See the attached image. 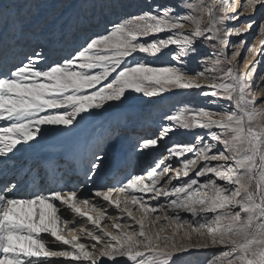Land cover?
Wrapping results in <instances>:
<instances>
[{
	"label": "snow or ice",
	"instance_id": "obj_1",
	"mask_svg": "<svg viewBox=\"0 0 264 264\" xmlns=\"http://www.w3.org/2000/svg\"><path fill=\"white\" fill-rule=\"evenodd\" d=\"M258 6L264 7V0L243 3L230 0L217 14L214 5L200 0L198 4H187L194 15H181L177 6L156 5L154 9L113 23L102 34L89 37L63 60L47 63L42 53L34 51L26 57V62L0 75V120L7 122L0 127V157H7L22 143L34 141L41 126H71L82 113L102 108L109 101H119L129 90L152 97L172 90L197 89L215 100L228 101L231 106L222 110L219 119H213V114L202 107L184 105L164 117L168 123L162 126L158 136L141 141V149H149L177 129L205 130L207 139L197 136L196 145L174 144L167 149L182 165V169L175 172L176 179L181 174L189 177L191 166L200 158L203 167L195 177L170 188L159 187L161 178L170 168V165L164 166L161 159L146 175L130 176L119 189L95 191L96 197L111 201L117 209L120 200L112 199L116 191L127 196L126 203L144 210V215L135 220L138 232L117 235L107 232L103 238L89 233L93 241L103 244L98 255L94 256L83 243H73L78 240L76 236L69 240L60 235L61 224L66 227L68 222L62 218L59 206H66V210L76 216H86L93 224H99V220L82 210L89 201L79 200L75 189L65 192L54 188L21 196L16 183L9 181L0 186V264H54L57 257L70 258L69 264L73 261L119 264L117 256L126 258L130 264H171L175 254L207 247V244H193L183 249L175 244L162 246L159 241L168 237L144 228L149 213L157 211L144 201L149 193L151 200L159 197L168 200L166 207L174 214L173 219H180L181 212L196 218L192 221L193 229L201 236L206 231L212 245L230 246L229 250L214 256L209 264L223 261L264 264V107H256L249 98L251 73L241 74L230 64L226 71L222 67L228 64L225 48L230 43L229 36L246 32L254 23L228 28L225 21H234L244 13H255ZM205 14L208 21L202 26ZM189 22L194 30L186 32L185 24ZM161 33L168 35L160 36ZM148 37L154 38L148 40ZM198 39L217 42L216 60L201 59L202 65L211 63V69L204 67L189 74L187 57L195 52ZM243 43L233 45L236 49L233 56ZM166 49H173L172 64L155 66L136 58L140 54L156 57ZM208 71L222 75L206 76ZM197 77L210 79L211 83L202 85ZM216 144L221 145L223 151H213ZM189 152L194 154L191 159L186 158ZM103 158L94 153L89 171L97 170ZM220 160L224 162L212 163ZM205 176L215 179L201 182L199 178ZM159 207L165 208L164 205ZM124 212L135 219L132 209L125 207ZM44 234L63 245H71V251L49 250ZM91 247L95 250L96 243Z\"/></svg>",
	"mask_w": 264,
	"mask_h": 264
},
{
	"label": "rangeland",
	"instance_id": "obj_2",
	"mask_svg": "<svg viewBox=\"0 0 264 264\" xmlns=\"http://www.w3.org/2000/svg\"><path fill=\"white\" fill-rule=\"evenodd\" d=\"M19 3L13 9V12L7 13V8L5 7L0 11L1 18L5 16L14 17L19 20L23 18L27 23L34 14H38L40 4L44 2H60V6L57 8V12H53L49 16L47 23H50L57 17L67 18L72 20V31L70 33L69 39V49L71 54L91 36L96 34L104 33L113 23L120 21L123 18L138 15L143 11L154 9L156 5H173L177 6L180 10L181 15L195 14L194 10L187 9V4H198L200 0H82L80 7L75 13L70 14L69 11L64 12L65 8L69 5L74 4L76 0H14ZM206 3L212 4L217 9V14L219 9L223 7L224 4L230 2V0H205ZM245 2V0H241ZM49 8V7H48ZM54 10L51 8L49 11ZM63 13L61 14V12ZM239 11V9H237ZM231 14V13H229ZM208 21V16L205 14L202 17V26L206 25ZM250 21H254L252 26L248 30L240 35L235 33L229 36V45L225 48V55L227 56L228 64H223L224 70H227L229 64L238 70L241 74L251 73L250 76V87L248 89L249 98L255 102L256 107H264V7L258 6L255 13H244L239 16L238 19L234 21H225V26L228 28L234 27H247ZM45 26L40 27L43 29ZM48 33L44 39V44H52L54 42L55 35L58 32L57 28L47 29ZM194 30V25L189 23L185 24V31L191 32ZM61 34H69L62 33ZM160 36H166L168 33H161ZM154 37H148L146 39L150 40ZM244 43L238 50V54L233 56V51L236 49L233 45H238L240 42ZM195 52L187 57V68L189 74H195L196 72L202 70L206 67L211 69V63L202 65L200 63L203 58H210L211 61L216 60V52L218 51L216 41H208L205 39H198L195 42ZM251 49V50H250ZM173 49H166L161 54L156 57H149L143 54L137 56V59L147 60L149 63L155 66H163L166 64H172L174 61L171 59V52ZM253 67L255 71L252 72ZM220 76V72H206V76L211 75ZM202 85H208L211 83L210 79H205L204 77H197ZM208 91V89H205ZM157 95V96H146L143 93H137L135 91L129 90L125 93V96L121 99L124 100L123 110L112 109L115 106L116 101L107 102L102 108L93 109V121L92 124L94 128H105L113 125L118 116L117 113L121 111L120 121L125 118L121 123V127L118 128L112 135H108L106 143L113 142L122 143L123 150L130 151L129 159L126 162H121L119 164L120 172L114 176L110 175V170L113 167L114 152L108 150L105 146L101 147L99 150L94 152L97 155H103V160L100 167L93 171H89L91 168V161L93 160V154L86 159V165L88 168H83L82 172L85 173V181L82 183H77L76 185H68L66 181L61 182V188L65 191H71L75 189L78 193L79 200L87 199L88 204L82 206V210L87 212L89 216L94 219L99 220V224H93L86 216H76L70 210H68L62 218L67 220V226L65 227L61 224L60 235L64 236L66 239H71L73 236L78 238L77 241L83 243L87 249L93 253V255H98L103 244L97 243L92 240L89 233L92 234H103L111 232L113 235H117L120 232H130L139 231V225L135 223V220H139L144 215V210L139 209L138 206L126 203L127 196L121 194L118 191L114 192L112 199L120 200L119 209L116 208L111 201H105L102 197H96L94 195L95 191H106L108 188L119 189L124 186L126 179L132 175H146L147 171L155 166V163L161 159H164V166H169V172L161 178L159 187L170 188L184 183L186 180L195 177L196 172L203 167V162L200 158L196 159V164L191 166L189 170V177H181L179 179L175 178V172L178 169H182L181 163L169 155L167 149L163 152L159 151L161 147L159 144L164 143L161 140L157 146L149 149H141L140 143L144 139L154 138L158 136L159 131L162 126L167 121L164 120L166 115H170L176 111V109L188 105L197 108H204L213 114V119H219L222 114L223 109L230 108V104L225 100H215L211 96H206L201 93L200 90H172ZM116 115V116H115ZM140 126V127H139ZM219 131V130H217ZM108 132L105 131V135ZM171 137L168 140V148L174 144L181 145H196V137L203 136L207 139V133L205 130L197 128L194 130H183L177 129L169 134ZM168 135V136H169ZM209 143L213 141L208 140ZM104 143V144H106ZM121 146V148H122ZM213 151H223L221 145L216 144ZM117 152V150H116ZM194 154L189 152L186 154V158H193ZM223 163V160L213 161V164ZM88 163V164H87ZM201 182H205L208 179H215L214 176H205L199 178ZM217 183H222L217 180ZM138 196L143 194L137 193ZM152 196L151 193L144 196V201L150 205L151 208H156V212L149 213L148 217L145 219L144 228L146 231L151 230L152 232L158 233L162 237H168L166 240L159 241L163 245L175 244L179 248H185L189 245H204L207 247L202 248H190L188 251H182L175 254L171 264H209L214 256L218 255L223 251L230 249L228 245H212L210 243V237L205 231V235L201 236L192 227V221L196 218L191 217L188 213L181 212L180 219H173L174 215L171 209H168V200L164 197H159L155 200L149 199ZM93 204L95 207H93ZM160 205H164V210L160 209ZM60 210L62 208L66 209V206H59ZM125 207L132 209L133 217L135 219L128 217L127 213L124 212ZM168 217L165 219V217ZM157 217L159 219L157 220ZM149 221L152 223L149 224ZM119 225V228L115 227ZM46 246L51 251H71V245H63L57 242L49 234L44 236ZM106 242V241H105ZM58 243L59 245H57ZM96 243L95 250L92 249V245ZM54 244V245H52ZM104 259V258H102ZM70 258L57 257L54 259V264H69ZM119 264H130L123 257H116ZM72 264H78V262L73 261ZM111 264V261L108 262ZM222 264H227V261H223Z\"/></svg>",
	"mask_w": 264,
	"mask_h": 264
},
{
	"label": "bare ground",
	"instance_id": "obj_3",
	"mask_svg": "<svg viewBox=\"0 0 264 264\" xmlns=\"http://www.w3.org/2000/svg\"><path fill=\"white\" fill-rule=\"evenodd\" d=\"M81 1L76 0L63 11L75 13ZM16 5L19 6V3L14 0H0V11L6 7L9 14L16 9ZM59 6V1L41 3L38 14H34L27 23L23 18L17 20L15 15L5 16V18L0 16V75L7 74L14 66L26 62V57L31 56L34 51L42 53L47 63L63 60L71 54L69 39L73 29L72 20L57 17L47 23L49 16L57 12ZM51 8L54 9L52 12L49 11ZM42 26L45 27L40 29ZM52 27L58 29L55 35L56 40L52 41V44H44L47 29ZM61 32H69V34H61ZM41 63L43 66L44 62ZM123 101L122 99L116 101L112 109L123 110L125 105ZM93 109L82 113L71 126H41L42 130L34 141L22 143L7 157H0V186L9 181L16 183L17 191L21 196H26L32 192H46L49 189L61 188L63 181H66L68 185L82 183L85 181V173L82 169L88 168L86 159L102 146L114 152L110 175L116 176L120 172L119 164L128 161L130 151L122 152L124 148L121 142L115 143L116 141L112 140L113 142L107 144L106 139L108 135H112L121 127L125 118L120 121L122 111L116 112L118 120L113 125L108 124L110 128L108 126L94 128ZM6 123L0 120V127L5 126ZM107 129L108 132L105 135ZM170 137V135L167 136L164 143L158 145L161 147L159 151L168 149L167 143ZM67 211L62 208L60 213L64 215ZM46 235L48 234H44Z\"/></svg>",
	"mask_w": 264,
	"mask_h": 264
}]
</instances>
